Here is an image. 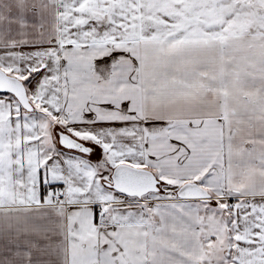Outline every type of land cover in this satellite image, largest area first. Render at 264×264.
<instances>
[{"label": "snow or ice", "instance_id": "obj_1", "mask_svg": "<svg viewBox=\"0 0 264 264\" xmlns=\"http://www.w3.org/2000/svg\"><path fill=\"white\" fill-rule=\"evenodd\" d=\"M0 264H264V0H0Z\"/></svg>", "mask_w": 264, "mask_h": 264}]
</instances>
